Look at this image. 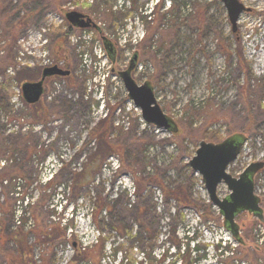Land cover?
I'll list each match as a JSON object with an SVG mask.
<instances>
[{
  "label": "rangeland",
  "instance_id": "obj_1",
  "mask_svg": "<svg viewBox=\"0 0 264 264\" xmlns=\"http://www.w3.org/2000/svg\"><path fill=\"white\" fill-rule=\"evenodd\" d=\"M238 1L249 12L240 15L232 33L219 0H0V176L8 182L0 183V219L16 231L21 225L15 218L30 204L25 213L34 226L26 229L31 231L25 240L31 251L22 264H264V169L254 180L263 222L247 214L235 219L246 243L241 247L234 240L222 244V220L187 165L200 142L218 143L234 134L247 141L229 175L264 162V86L257 81L264 77V0ZM71 11L99 30L73 29L64 18ZM208 19L209 28L203 26ZM102 37L116 47L113 61ZM134 53L142 70L132 78L151 84L161 111L177 127L174 135L144 127L126 96L118 72ZM50 63L69 76L48 79L39 102L26 104L22 84L36 82ZM106 114L112 120L110 148L99 146L101 164L107 159L73 194V179L94 152L90 137L103 132ZM133 150L140 153L137 160L122 157ZM119 161L122 168L115 170ZM51 175L57 177L46 185ZM154 175L165 186L182 182L180 193L192 205L144 184L149 200L141 203L154 223L151 244L135 238L139 226L126 199L131 233L99 227L95 200L125 189L132 202L134 179L158 183ZM227 193L224 184L218 187L220 198ZM72 239L88 248L75 256Z\"/></svg>",
  "mask_w": 264,
  "mask_h": 264
},
{
  "label": "water",
  "instance_id": "obj_2",
  "mask_svg": "<svg viewBox=\"0 0 264 264\" xmlns=\"http://www.w3.org/2000/svg\"><path fill=\"white\" fill-rule=\"evenodd\" d=\"M220 1L225 9L231 30L235 33L237 21L247 9L238 0ZM65 19L71 27L76 29L95 27L88 17L77 12L66 13ZM102 41L108 57L113 61L115 57L113 46L105 38ZM136 61L137 54H134L129 66L118 73L128 99L135 108L139 109L141 119L145 124L165 133L175 134L177 127L174 121L164 115L157 105L151 84L144 82L137 85L133 80L131 73ZM54 76L67 77L69 72L57 67L44 69L39 82L22 84L23 100L28 105L37 103L42 94V83L45 79ZM245 141L246 137L243 134H234L219 143L200 142L194 156L188 161L190 170L201 178L208 202L217 209L218 214L222 217L223 229L229 232L232 238L241 245L244 242L239 236L235 218L246 212L258 221H263L262 210L259 207L260 200L253 194V177L263 168L264 163H251L237 178H233L226 172L229 164L239 155ZM220 184H224L229 192L221 199L217 196V188Z\"/></svg>",
  "mask_w": 264,
  "mask_h": 264
},
{
  "label": "trees",
  "instance_id": "obj_3",
  "mask_svg": "<svg viewBox=\"0 0 264 264\" xmlns=\"http://www.w3.org/2000/svg\"><path fill=\"white\" fill-rule=\"evenodd\" d=\"M210 5L205 6V9H209ZM211 25L210 19L206 20L204 22L203 26H208V28ZM71 29V28H70ZM72 30V29H71ZM229 53H227L228 55ZM264 77L258 79L257 81L261 82V85L264 86ZM259 82V83H260ZM264 98V96L262 97ZM88 106V105H87ZM89 107V106H88ZM109 114L108 116L105 117V119L101 120L102 124L105 125V128L102 133L100 134H95V136L90 137V141H93V148H91V151H94L91 155H89L86 158L85 163L81 165V173L79 172V176L73 179V190L72 193L76 194V190L87 185L89 182H91V179H93L94 175L99 171L100 168H102V165L104 164L105 159L102 162L103 155L101 153V149L99 146L103 144L104 146H107L110 148L108 145V142L110 140L111 135L108 134L109 131V121L110 124L112 120H109ZM148 128V127H147ZM143 139L140 140L141 144H144L145 148L148 147V142L146 141V135H142ZM94 154V155H93ZM131 154L134 156V158L137 160L139 157V152L129 151V152H123V158H130ZM91 156H93L92 159ZM112 157V156H111ZM90 160V161H89ZM87 162V164H86ZM63 163L61 164L60 168L58 169V172L62 171ZM122 168V164L117 165V168L115 170H119ZM3 168L0 170L2 171ZM154 171V169H152ZM151 169L149 170L151 172V175H153V171ZM133 173L135 174L136 177V171L133 170ZM2 173H0L1 175ZM4 175V173H3ZM158 176H160L158 174ZM157 175H154V177H157L155 180L158 183H155L153 181H147L143 178H136L134 179V184L132 185V194L130 195L132 199V202L127 199V191L124 189L123 192L120 194L115 193V197L112 199H109L108 196L104 197V199H100L99 201L95 200V205L93 206V211L96 213V217L100 216L101 218L97 221L98 225L100 228L102 226L106 227L108 230L115 232L117 235H124L125 233H131V227L130 223L127 219V208L123 207L122 201L126 199V202L128 204V207L130 208V212L133 216V219L135 222L138 223V233L135 236L136 239H139L140 241H145L146 244H151V241L153 240V237L150 236V234L153 232L154 228V223L151 220V212L149 214V208L146 204H142L141 201L142 199H146L147 201L149 200V196H146L144 192L146 190H143V185L145 184L148 188L151 189L153 186H160L162 189L163 195L165 197H171L173 198L177 203L185 204V205H192V200L191 197L188 196L187 194H181L180 192L183 191V187L181 185L183 184L182 182H177V186H165L164 185V180L159 179ZM5 177V175H4ZM55 176L52 177L50 181L47 182L46 185H49L52 183L53 179ZM57 177V175H56ZM55 177V179H56ZM2 178V180H1ZM6 180L5 178L0 176V183H2L3 186V181ZM156 186V187H157ZM122 196L124 198H122ZM97 199V198H96ZM135 199V202H134ZM191 201V203H190ZM134 203V204H133ZM3 204V203H2ZM2 204H0V208H2ZM133 204V205H132ZM208 204V203H207ZM210 206V204H208ZM30 207V204H26V206L23 208L25 211ZM23 211V210H22ZM21 215H25V211L22 212ZM22 219V223L24 224L25 219L24 216L23 218L20 217V220ZM134 222V221H133ZM31 231V230H30ZM30 232L25 231L23 227L20 229H17L16 231H9L7 226L4 224L3 218L0 219V259L5 260L4 264H22L23 259L25 258V255L30 253L31 247H29L27 241L25 240V236H28ZM19 235L20 237H16L15 235ZM125 236V235H124ZM75 244H77V241H74V239L70 240V245L71 247H75ZM150 246V245H149ZM120 247V246H118ZM117 249H114V252H116ZM75 256L81 255L82 253L74 249ZM0 260V261H2ZM127 262V261H126ZM28 264V263H25ZM33 264L35 262L33 261ZM131 264V263H129Z\"/></svg>",
  "mask_w": 264,
  "mask_h": 264
},
{
  "label": "built area",
  "instance_id": "obj_4",
  "mask_svg": "<svg viewBox=\"0 0 264 264\" xmlns=\"http://www.w3.org/2000/svg\"><path fill=\"white\" fill-rule=\"evenodd\" d=\"M42 43H43V41H42ZM39 54L41 55L42 53H39ZM136 70H142V67H139V66L137 65ZM51 176H52V175H51ZM51 176H50L48 179H50ZM48 179H47V180H48ZM47 180H45V181H47ZM15 223H16L17 225H20V220H19V217H18V216L15 218ZM31 226H32V222H31L30 220H28V222H27V224H26V227H27V228H30ZM223 233H224V238H223V242H222V244L224 245V244H226V241H230V239H229L228 235H227L225 232H223ZM262 241H263V240H260V241H259L260 244L262 243ZM229 243H230V242H229ZM83 245H84V246H83ZM87 245H88V243H85V244L82 243V248H85Z\"/></svg>",
  "mask_w": 264,
  "mask_h": 264
},
{
  "label": "flooded vegetation",
  "instance_id": "obj_5",
  "mask_svg": "<svg viewBox=\"0 0 264 264\" xmlns=\"http://www.w3.org/2000/svg\"><path fill=\"white\" fill-rule=\"evenodd\" d=\"M45 66H47V65H45ZM48 79H49V78L45 79L44 83H45L46 81H48ZM44 83H43V85H44ZM263 163H264V162H263ZM263 169H264V166H263L262 170H263ZM262 170H261V171H262ZM261 171H260V172H261ZM258 174H259V173H258ZM258 174H255V175H254V177H253V182H254V180H255V178H256V176H257ZM220 185H223V184H220ZM220 185H219V186H220ZM219 186H218V187H219ZM217 190H218V188H217ZM227 194H228V193H227ZM227 194H226L225 196H227ZM256 194L258 195L259 193H257V191H256ZM217 195H218V194H217ZM218 196H219V195H218ZM225 196H224V197H225ZM259 200H260V202H259V207H261V198H260ZM208 204H210V203H208ZM210 206H211V204H210ZM214 208H215V207H214ZM261 209H262V212H263V208H262V207H261ZM217 214H218V212H217ZM241 214H247V215L249 216V219H256V218L252 217L251 215H249V214L246 213V212L241 213ZM241 214H239V215H241ZM239 215H238V216H239ZM218 216L220 217L219 214H218ZM238 216H237V217H238ZM237 217H236V218H237ZM220 218H221V217H220ZM236 218H235V219H236ZM221 220H222V218H221ZM235 222H236V221H235ZM222 223H223V222H222ZM238 228H239V230H241L239 225H238ZM263 232H264V229H263ZM262 243H263V242H262ZM262 243H261L260 245H256L255 248H256V249L261 248ZM245 246H246V243H244L241 247H245Z\"/></svg>",
  "mask_w": 264,
  "mask_h": 264
}]
</instances>
